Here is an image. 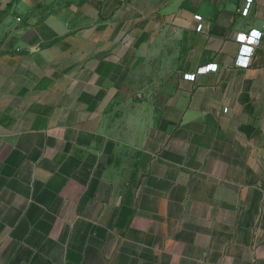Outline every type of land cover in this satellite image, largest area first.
Listing matches in <instances>:
<instances>
[{"label": "crops", "instance_id": "obj_1", "mask_svg": "<svg viewBox=\"0 0 264 264\" xmlns=\"http://www.w3.org/2000/svg\"><path fill=\"white\" fill-rule=\"evenodd\" d=\"M0 264H264V0H0Z\"/></svg>", "mask_w": 264, "mask_h": 264}, {"label": "rangeland", "instance_id": "obj_2", "mask_svg": "<svg viewBox=\"0 0 264 264\" xmlns=\"http://www.w3.org/2000/svg\"><path fill=\"white\" fill-rule=\"evenodd\" d=\"M168 51V57L170 55ZM154 56L144 58L142 60L141 65V81L136 83V87L134 88L136 92L141 93L142 95L149 97V95L154 96L156 92L162 90L163 83L160 82V79L158 78L161 76L160 73H165V57L160 58L159 54L166 53V51H155L153 52ZM156 53H158V56H155ZM174 59V68L176 69V66L181 62V59L179 61H176L175 57ZM169 68V67H168ZM133 111V110H132ZM137 113H136V119H137ZM143 128L146 127L147 124L150 123V117L147 112L144 110L141 113Z\"/></svg>", "mask_w": 264, "mask_h": 264}, {"label": "built area", "instance_id": "obj_3", "mask_svg": "<svg viewBox=\"0 0 264 264\" xmlns=\"http://www.w3.org/2000/svg\"><path fill=\"white\" fill-rule=\"evenodd\" d=\"M251 1V0H249ZM247 11V9L245 10ZM197 18H200L198 15ZM262 37L260 30H253L250 34H241L238 36V40L243 43L240 49L237 62L242 66H247L250 62L254 49L259 45ZM215 69V64L210 63L205 67L206 71H212ZM187 78L195 79V74H186Z\"/></svg>", "mask_w": 264, "mask_h": 264}]
</instances>
